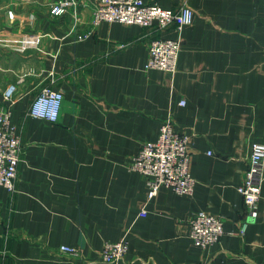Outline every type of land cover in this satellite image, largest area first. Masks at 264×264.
<instances>
[{
    "label": "crops",
    "instance_id": "crops-1",
    "mask_svg": "<svg viewBox=\"0 0 264 264\" xmlns=\"http://www.w3.org/2000/svg\"><path fill=\"white\" fill-rule=\"evenodd\" d=\"M56 1L0 0L5 32L39 37L0 64L16 85L11 122L22 147L14 189L0 187V264H109L102 245L122 238L128 251L118 264H264V180L243 235L237 191L251 145L264 144V0H186L193 19L181 32L93 26L83 4L77 21L52 16ZM146 1L173 11L183 3ZM176 37V71L145 69L149 42ZM44 87L63 96L54 122L28 114ZM168 117L189 138L194 189L160 187L148 199L145 178L128 165ZM199 211L223 220L219 243L193 244L189 221Z\"/></svg>",
    "mask_w": 264,
    "mask_h": 264
},
{
    "label": "built area",
    "instance_id": "built-area-1",
    "mask_svg": "<svg viewBox=\"0 0 264 264\" xmlns=\"http://www.w3.org/2000/svg\"><path fill=\"white\" fill-rule=\"evenodd\" d=\"M186 2L183 0L181 7L173 11L146 0H57L50 5L49 12L52 16L71 12L74 20L77 21L79 5H91L93 26L102 21L142 27L155 23L161 28L173 24L174 28L181 32L193 19V12ZM8 17L14 20L12 12H8ZM88 34L89 32L78 35L77 39L82 40ZM26 37L23 42L27 47L36 46L39 42V37L36 35ZM179 51L180 40L177 37L152 39L148 44L144 68L173 74L177 68ZM22 80L19 78L18 82ZM15 92L16 85L10 84L3 92L5 104L0 105V187L7 191L14 189L17 165L22 155L20 135L11 122L12 99ZM62 99L61 91L44 87L32 101L28 114L34 118L54 122L58 118ZM189 166V138L185 133L175 129L169 117L160 123L157 138L143 143L128 165L130 170L138 172L145 178L148 199L154 197L160 187H167L177 194L190 195L195 180ZM263 180L264 144L253 143L242 182L237 187L246 210V217L238 228L240 235H243L248 224L257 218ZM145 214L144 209L139 213L140 216ZM189 223V236L193 244L200 248L219 243L224 233L223 220L203 211L195 213ZM59 250L70 255L78 254V249L69 245H61ZM127 251L128 242L125 238L115 242L107 241L102 245L100 258L103 262L118 264Z\"/></svg>",
    "mask_w": 264,
    "mask_h": 264
},
{
    "label": "rangeland",
    "instance_id": "rangeland-1",
    "mask_svg": "<svg viewBox=\"0 0 264 264\" xmlns=\"http://www.w3.org/2000/svg\"><path fill=\"white\" fill-rule=\"evenodd\" d=\"M7 20L8 23L12 21L8 17V12H7ZM3 24L4 21L1 20V15H0V59H1L0 64L6 62L9 59V57L12 55V52H17L16 50H18V52H24L26 48H29V46L27 47L26 44L23 42L27 39L26 36L24 37L23 35H20L15 37L11 33L5 32V28L3 27ZM6 74L7 72H3L0 70V94L2 93V95L9 84L5 82Z\"/></svg>",
    "mask_w": 264,
    "mask_h": 264
}]
</instances>
